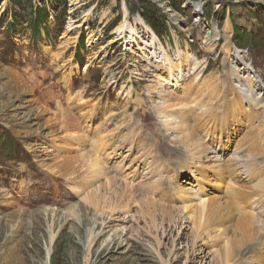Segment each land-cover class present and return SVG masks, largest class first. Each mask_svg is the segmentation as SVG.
I'll use <instances>...</instances> for the list:
<instances>
[{
  "label": "rangeland",
  "instance_id": "obj_1",
  "mask_svg": "<svg viewBox=\"0 0 264 264\" xmlns=\"http://www.w3.org/2000/svg\"><path fill=\"white\" fill-rule=\"evenodd\" d=\"M263 154L264 0H0L3 264H264ZM114 172L186 219L121 208ZM209 197L244 227L234 262L192 218Z\"/></svg>",
  "mask_w": 264,
  "mask_h": 264
},
{
  "label": "bare ground",
  "instance_id": "obj_2",
  "mask_svg": "<svg viewBox=\"0 0 264 264\" xmlns=\"http://www.w3.org/2000/svg\"><path fill=\"white\" fill-rule=\"evenodd\" d=\"M123 32V28H118V34H121ZM239 77V76H238ZM239 80V79H238ZM250 83V82H249ZM253 100V99H252ZM141 103V102H140ZM257 103V102H256ZM258 104V103H257ZM166 105V104H165ZM193 106V105H192ZM183 107V106H182ZM164 108V107H163ZM262 108V107H261ZM263 109V108H262ZM166 113V112H165ZM175 113V112H174ZM172 114V113H171ZM181 114V113H180ZM184 114V113H183ZM175 115V114H174ZM164 117V116H163ZM167 119V118H166ZM255 119V118H254ZM166 121V120H165ZM168 121V120H167ZM173 127H177L176 124L174 122H171ZM167 124V123H166ZM165 127V126H164ZM263 127V126H262ZM131 128V127H130ZM178 131H180L181 133V137L180 139H178L180 141L181 144L185 145L188 150L189 153H187L189 156L187 158H189L188 160H190L189 162L191 163V165H197V164H202V160L208 158V156L206 155V148L204 146H202L200 144L199 146V149L198 151H195L196 148H197V136L195 137L191 131H187L184 127H178L177 128ZM175 131V129H173ZM261 130V129H260ZM263 130V129H262ZM130 131V130H129ZM176 132V131H175ZM128 133V132H127ZM134 133V132H132ZM131 133V134H132ZM137 133V132H136ZM175 134V133H174ZM179 134V135H180ZM255 134V133H254ZM127 135V134H126ZM134 135V134H133ZM178 135V136H179ZM256 135V134H255ZM175 136V135H174ZM260 136V135H259ZM132 137V136H131ZM178 138V137H177ZM103 139V138H102ZM99 141V140H98ZM178 141V142H179ZM247 141V140H246ZM261 141V140H260ZM121 142V141H120ZM175 143V142H174ZM199 143V142H198ZM102 148V151L104 150V144L101 143L99 144ZM176 145V144H175ZM99 146V147H100ZM180 146V145H179ZM206 146V145H205ZM151 148V147H149ZM185 148V147H184ZM182 149V148H181ZM151 150V149H149ZM101 151V152H102ZM98 152V151H97ZM116 150H111V154L112 156H115ZM88 153V152H87ZM87 153H83L79 156L77 162L78 164L76 165H73V167L79 169L78 171H80L82 168H81V162H84L86 161L85 157H87ZM179 153V152H178ZM209 153V152H208ZM89 154V153H88ZM100 154V153H99ZM111 154H107L106 157H110ZM147 154V153H146ZM264 155V154H263ZM107 159V158H106ZM218 159V158H217ZM98 160V159H97ZM138 160V159H137ZM182 160V159H181ZM207 160V159H206ZM88 161V160H87ZM99 161V160H98ZM107 161V160H106ZM179 161V160H178ZM205 161V160H204ZM213 161V159H212ZM92 162V160H91ZM94 162V161H93ZM188 162V163H189ZM217 162V161H216ZM117 163V162H116ZM133 166L130 167V169L132 170V173H135L137 172V170L139 169V165L135 164L134 161L131 162ZM121 164V163H120ZM120 164L117 165L120 167ZM154 164V163H153ZM152 164V167L157 168V164L153 166ZM113 165V164H112ZM214 165V164H213ZM216 165V164H215ZM252 165V164H251ZM89 166V165H88ZM91 166V165H90ZM95 166V165H94ZM92 166V167H94ZM100 166V165H98ZM200 166V165H199ZM96 167V166H95ZM94 167V169H95ZM127 167V166H126ZM201 167V166H200ZM205 167V166H204ZM213 167V166H212ZM88 168V167H87ZM100 168V167H99ZM203 168V167H202ZM217 168V167H215ZM89 169V168H88ZM93 169V168H92ZM197 169V168H196ZM208 169V168H207ZM211 169V168H210ZM86 170V169H85ZM90 170V169H89ZM201 170V168H200ZM219 170V169H218ZM76 171V169H75ZM83 171V169H82ZM87 171V170H86ZM100 171V170H99ZM102 171V170H101ZM100 171V173H101ZM107 172V170H105ZM84 172V171H83ZM97 173L98 175V172L97 171H94ZM103 172V171H102ZM78 173V172H77ZM81 171H80V176H72L73 177V180L74 179H79L81 180L82 179V175H81ZM95 173V174H96ZM105 173V172H104ZM130 173V172H129ZM83 174V173H82ZM85 173L84 172V176H85ZM90 174H93V171H91L90 173H88V175L86 176L88 180V177H90ZM113 174V173H112ZM263 175V174H262ZM96 176V175H95ZM101 176H104V175H101ZM106 176V175H105ZM104 176V177H105ZM230 176V175H229ZM93 177V176H92ZM97 177V176H96ZM99 177V176H98ZM106 178V177H105ZM109 178V176L107 177ZM119 178V177H118ZM117 178V172L110 176V179H106V180H109L107 183H105L103 185L102 188H100L101 190L104 191V193H110L112 194L113 198L116 200L118 206H120L121 208H125V207H129L130 205L132 206V204H136L138 206L137 210H141V211H144L145 213H147L150 218H151V221L152 222H155V217L158 218V220L160 222H162L163 224H169L166 228H168V231L170 229L173 228V226H176V222H178L179 220L182 221L183 219V214H184V210H182L183 208L180 209H177L175 208L176 210H172V209H168V210H165L163 209V206H159V205H156L154 204L151 200L149 199H144L142 197V199H137L135 198L136 196H134L132 193L134 192H131L130 188L128 187V182L127 184L123 183L122 181H118L119 179ZM128 178V177H127ZM104 179V178H102ZM122 179V178H121ZM120 179V180H121ZM89 181V180H88ZM93 181V180H92ZM92 181L90 183H92ZM104 181V180H103ZM102 181V183H103ZM159 182V181H157ZM101 183V184H102ZM260 183V182H259ZM84 184V183H83ZM100 184V185H101ZM148 184V183H147ZM160 184V183H159ZM232 184V183H231ZM252 184V183H251ZM86 185V184H85ZM88 185V184H87ZM133 186V185H131ZM81 188V187H80ZM85 188V187H84ZM139 189V188H138ZM99 190V188L96 189V191ZM108 190V192H106ZM133 191V190H132ZM137 193V192H136ZM136 193H134L136 195ZM164 193V192H163ZM94 192H92V194H90V196H94ZM255 194V193H254ZM210 198V197H209ZM221 199V198H220ZM248 199V198H247ZM220 201V200H219ZM133 202V203H132ZM222 202V201H221ZM162 205V204H161ZM165 205V204H164ZM220 204L216 203L215 200L212 198H210L208 201L205 200L203 202H200L196 208L198 211H196L194 214H193V217L195 220H197L199 226L201 227V236H205L207 238H210V239H222L224 240L223 241V247L220 249L222 250L223 249V252L225 253L226 250L227 252H229L231 254V261L234 262L235 260V257H237L235 254L239 251V249H241L245 242H246V233L244 231V227L243 229H240L241 226L239 228H237V232H231V228H230V225L231 224V220H232V216H230V214H228L225 210V208H220L219 206ZM222 206V205H221ZM172 207V206H171ZM165 208V207H164ZM170 208V207H169ZM186 208V207H185ZM261 208V207H260ZM247 214V213H246ZM251 216V215H250ZM186 219V218H185ZM183 219V220H185ZM222 220H225V221H222ZM240 220V219H239ZM246 219H244L245 221ZM233 221V220H232ZM243 221V222H244ZM246 222V221H245ZM244 222V223H245ZM253 222V221H252ZM179 223V222H178ZM236 223V222H235ZM234 223V224H235ZM249 223V222H248ZM247 223V224H248ZM240 224V222H239ZM246 224V225H247ZM250 224V223H249ZM248 226V225H247ZM236 227V226H235ZM238 227V226H237ZM249 227V226H248ZM251 228V227H250ZM249 229V228H248ZM250 230V229H249ZM240 231V232H239ZM252 231V230H251ZM257 231V230H256ZM239 232V233H238ZM252 233V232H251ZM255 233V232H253ZM229 234V235H228ZM228 235V236H227ZM255 237V236H254ZM250 238V237H249ZM214 240V241H215ZM255 240V239H254ZM250 242V241H249ZM263 244V243H262ZM261 245V244H260ZM259 246V245H258ZM262 246V245H261ZM247 247V246H246ZM226 248V249H225ZM241 251V250H240ZM261 252V251H260ZM259 253V251L257 252ZM252 254V253H251ZM261 254V253H260ZM262 256V255H261ZM204 257V256H203ZM253 257V256H252ZM243 259V258H242ZM262 259V258H261ZM264 259V258H263ZM256 260V259H255ZM243 261V260H242ZM245 261V259H244ZM243 261V262H244ZM258 261V260H257ZM259 262V261H258ZM0 264H3L1 261H0ZM233 264V263H231Z\"/></svg>",
  "mask_w": 264,
  "mask_h": 264
}]
</instances>
